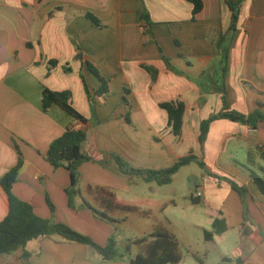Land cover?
<instances>
[{"label":"crops","instance_id":"1","mask_svg":"<svg viewBox=\"0 0 264 264\" xmlns=\"http://www.w3.org/2000/svg\"><path fill=\"white\" fill-rule=\"evenodd\" d=\"M200 1L202 7L193 15L187 0H0V179L21 156L12 193L37 216L63 223L100 246L114 233L123 252L132 240L162 229L181 249L167 217L173 212L180 224L203 235L212 231L216 219L226 226L200 250L186 251L178 264H264V195L250 177L254 172L264 180V121L251 128L214 120L202 147L198 141L201 120L222 108L217 44L230 22L223 0ZM145 14L148 21L142 18ZM77 46L106 80L107 95H97L102 83L76 58ZM144 66L155 68L154 81ZM224 82L231 109L249 114L260 102L264 110V0L242 5ZM44 89L68 91L71 106L86 122L57 105L43 112ZM164 103L182 106L179 135L168 123ZM67 128L86 132L84 152L108 159L105 167L92 161L78 167L81 197L75 200L76 209L67 204L68 171L45 159L50 143ZM191 153L217 177L200 169L190 177L196 181L187 192L169 196L161 193L162 186L124 174L111 158L118 156L135 169L159 170ZM189 165L169 185L180 182ZM222 178L247 190L246 221L238 193ZM199 191L201 197L195 198ZM82 200L113 223L80 208ZM187 205L189 214L182 211ZM8 209L0 185V221ZM25 249L32 264H129L141 246L132 245L130 257L116 262L57 237L32 240ZM21 255V249L0 255V264H23Z\"/></svg>","mask_w":264,"mask_h":264},{"label":"trees","instance_id":"2","mask_svg":"<svg viewBox=\"0 0 264 264\" xmlns=\"http://www.w3.org/2000/svg\"><path fill=\"white\" fill-rule=\"evenodd\" d=\"M193 5L192 14H197L202 5L200 0H187ZM230 11V22L228 28L221 34L217 48L219 50L220 58V80L217 82L218 92L221 94L222 108L219 112L209 115L206 119L201 120L199 124V136L198 141L200 146H203L205 141L209 125L214 120L227 119L232 122L245 124L251 128H255L257 123L264 121V110L260 102H257V108L249 114H242L238 111L231 109L225 98V74L227 70L228 61V50L231 41V37L236 30L237 23L239 20V14L242 5L245 0H223ZM95 24L99 25L98 20L91 14H86ZM143 19L148 21V15L142 16ZM162 54V51H161ZM77 59L83 60L86 68L91 71L101 81L102 85L97 90V95H107V82L102 78L95 67L85 59L84 55L80 52V48L77 46ZM162 60L166 64L167 68H171L170 61L162 55ZM51 61L50 64H54ZM144 68L151 75L152 80L156 78L157 71L152 66H144ZM69 71L68 68H66ZM84 86L86 83L84 77L81 75ZM88 94V89L86 87ZM70 93L68 91L54 92L48 89L42 91L41 110H46L52 106L57 105L62 110L67 112L76 120L85 123L86 120L71 106L70 104ZM176 105V104H175ZM161 107L167 111L168 123L172 126L173 132L176 135L180 133L181 117H182V106L178 104L174 106V103H164ZM87 140V134L85 131L80 129L67 128L65 132L57 139L53 140L48 148L46 154V161L53 167H64L70 177V185L65 189L67 196V204L71 209H76L75 200L81 197L79 183L80 174L78 167L85 162H96L101 166L105 167L108 164V159H96L93 156L83 151V144ZM112 159L118 164L120 170L132 178L140 179L145 183H155L158 186L169 185L173 176L182 168L191 163H195L204 173L209 177H217L215 174L208 172L205 169V163L199 160L192 153L181 157L172 166L159 169V170H140L130 166L127 162L118 156H111ZM23 160L21 156L18 158L17 164L11 168L1 179L0 185L5 191L9 209L5 218L0 221V255H11L17 250H22L21 260L23 264L30 263V253L25 249L28 242L41 238H60L65 242H75L87 247H90L96 254H98L103 261L116 262L122 260L125 256H130L131 246H141V251L134 257L130 258L129 264H178L183 259L179 243L176 238L165 230L157 229L152 233L145 235L140 238H136L129 242L123 252L118 248L117 240L115 239L114 233L111 234L105 245L100 246L96 244L91 238L84 236L63 223L54 222L52 219L41 218L37 216L33 210V207L17 198L12 193L13 184L17 181L18 172L21 169ZM250 177L259 188L260 192L264 195V180H262L256 173L250 172ZM226 181L230 188L236 191L241 199L243 205V216L246 221V212L244 209L245 198L247 190L244 187L239 186L234 181L222 178ZM193 202L197 203V199L191 198ZM47 205L50 209L51 214L54 212V206L46 198ZM80 208L89 210L96 218L113 223V220L108 218L104 213L94 208L91 204L82 200ZM128 210H136V208H127ZM115 222V221H114ZM244 229V224L242 226ZM226 231V226L222 220H214L212 224V231H204L205 240H212L214 235H220Z\"/></svg>","mask_w":264,"mask_h":264},{"label":"rangeland","instance_id":"3","mask_svg":"<svg viewBox=\"0 0 264 264\" xmlns=\"http://www.w3.org/2000/svg\"><path fill=\"white\" fill-rule=\"evenodd\" d=\"M200 168L195 164V163H191L186 171V173L184 175H182V177L180 178V182L179 181H175V183L173 185H166V186H162L161 189V193L163 195L169 196V195H173L174 193L176 195H181L185 192H187L188 190L186 189V187L188 186V180L190 179V177L192 175H195V173H200ZM154 186H158V185H154ZM182 207V206H181ZM180 207V208H181ZM190 207L189 205H187V207H183L182 211L186 212L187 214L190 213V211H188L186 208ZM197 207H193L192 210H197ZM168 220L171 222V226H174L176 228L175 230V235H177V239L180 242V246H181V252L182 255L186 254L188 250L190 249H201L203 246H206V241L203 235V231L200 229H195L194 227L192 228L189 225L184 224H180L179 221L177 220V216L175 213H168L167 214ZM180 228H186V230L181 231ZM116 239V237H115ZM117 240V239H116ZM122 243L118 244V248L119 250L122 252V247H121ZM131 254V251H130ZM127 258H129L130 256H125ZM189 262H194V261H189Z\"/></svg>","mask_w":264,"mask_h":264},{"label":"water","instance_id":"4","mask_svg":"<svg viewBox=\"0 0 264 264\" xmlns=\"http://www.w3.org/2000/svg\"><path fill=\"white\" fill-rule=\"evenodd\" d=\"M195 181H196V178L189 179L188 180V186L192 187V184L195 183Z\"/></svg>","mask_w":264,"mask_h":264},{"label":"built area","instance_id":"5","mask_svg":"<svg viewBox=\"0 0 264 264\" xmlns=\"http://www.w3.org/2000/svg\"><path fill=\"white\" fill-rule=\"evenodd\" d=\"M195 198H200L201 197V192H196V194L194 195Z\"/></svg>","mask_w":264,"mask_h":264}]
</instances>
